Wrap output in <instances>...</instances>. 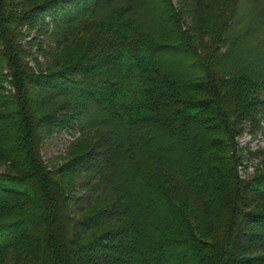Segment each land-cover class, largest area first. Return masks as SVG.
Returning a JSON list of instances; mask_svg holds the SVG:
<instances>
[{
    "label": "trees",
    "instance_id": "obj_1",
    "mask_svg": "<svg viewBox=\"0 0 264 264\" xmlns=\"http://www.w3.org/2000/svg\"><path fill=\"white\" fill-rule=\"evenodd\" d=\"M261 28L264 0H0V264H264V144L250 178L235 156ZM61 129L93 142L52 170Z\"/></svg>",
    "mask_w": 264,
    "mask_h": 264
},
{
    "label": "rangeland",
    "instance_id": "obj_2",
    "mask_svg": "<svg viewBox=\"0 0 264 264\" xmlns=\"http://www.w3.org/2000/svg\"><path fill=\"white\" fill-rule=\"evenodd\" d=\"M176 2V0H173ZM193 17H190L185 20L186 24H189V28L192 29L193 25H190L192 22ZM197 27V25H196ZM198 29V28H197ZM197 35L195 37L202 41L207 40V36L203 33V31L196 30ZM264 37V28H261L258 34L254 37L256 40V45H261V40ZM253 42H255L252 39ZM200 42V45H201ZM263 42V41H262ZM249 123L246 122L242 126V130L235 137V142L238 144L239 148H235V156L237 157V173L242 178H250L251 175L254 173L255 163L256 160L254 156L250 157V153L254 152L256 149H260L264 144L262 135L264 134V120H260L259 126L255 129H250L247 127ZM79 133L77 129L72 130H65L61 129L58 132L52 133L49 137L45 139V142H42L41 146V155L44 162L48 165L49 169L55 170L56 168L63 165V162L67 160V154H65L66 147L71 144H76V148L73 151H77L80 149H85L87 146L92 145L93 138L91 135H84L82 138L78 139ZM44 143V144H43ZM1 166V165H0ZM94 177L90 176L89 174H67L64 176V184L67 186L69 193L73 196L74 194L79 197L87 196L94 197L95 200H110L113 198L112 194L106 191L104 188L97 184ZM77 202L75 198L69 203V211L70 213H74L75 207L78 208ZM205 228V226L200 227V229Z\"/></svg>",
    "mask_w": 264,
    "mask_h": 264
}]
</instances>
